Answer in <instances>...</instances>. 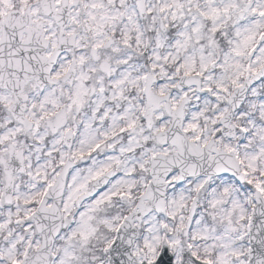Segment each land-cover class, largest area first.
Listing matches in <instances>:
<instances>
[{
  "label": "rangeland",
  "instance_id": "1",
  "mask_svg": "<svg viewBox=\"0 0 264 264\" xmlns=\"http://www.w3.org/2000/svg\"><path fill=\"white\" fill-rule=\"evenodd\" d=\"M172 1L178 3V0ZM198 2L202 17L195 26V33L190 34L186 25L193 23L197 14L189 8L188 17L181 10L180 15L185 16V22L182 24L180 17L174 18V21L177 19L179 26H184L179 32L176 30L167 35H158L153 48L155 67L153 62L152 66L159 77L165 79L158 85L163 90L169 87L173 90L180 74L197 73L203 77L204 92L198 94L194 89H188L172 97L174 100L183 96L190 98L185 110V130L190 140L206 145L217 131L219 119L229 108L228 98L232 89L252 75L264 61V42H260L264 36V0ZM246 6L249 10L244 12ZM241 13L242 18L239 17ZM172 35L175 38L173 42ZM164 36L168 40L165 45ZM144 48L145 45L142 50ZM252 49L256 55L250 58ZM150 58L152 60V56ZM211 62H217L216 68L213 72H207ZM136 100L142 110L140 96L133 98L131 108L136 106ZM155 113L158 115L155 116L157 123L153 128L156 141L157 135L169 127L166 125L169 118L164 111ZM119 116L118 113L111 116V123L105 129L107 137L119 130ZM92 122L94 119L79 131L84 136L81 142L83 150L104 134ZM234 123L240 132L239 138L227 141L220 136L218 143L225 150L236 152L246 180L239 184L231 177L222 175L201 176L177 183V174L170 176L167 210L153 212L137 223L140 235L134 253L140 261L156 260L163 240L175 254V264H181L184 245L190 247L197 259L209 264H245V253L250 249L249 235L244 230L252 209L249 200L253 189L264 194V81L250 91ZM125 130H128L126 140L118 138L109 145L104 152L105 160H94L84 169L73 172L62 208L63 228L49 264H109L108 250L116 231L149 182L143 175L149 156L159 152L172 154L176 150L170 145H155L152 143V132L145 135L143 128ZM136 135L142 140L148 138L151 148L148 155L140 156L144 144L135 141ZM104 169H113L115 176L112 181L100 195L77 207L75 202L78 197ZM28 178L29 174L19 181L22 189L17 195L21 202L6 210L7 219H0V237L5 235L4 241L0 242V253H4L0 257V264H12V259L18 260L24 255L28 259L40 245V236L29 216L39 198L41 201L44 194L41 193L47 190L51 182L44 180L39 189L34 190ZM192 201L196 203L198 211L191 231L185 235L183 230ZM75 239L79 242L75 243ZM17 244L22 246L21 249ZM10 253L15 255L10 256Z\"/></svg>",
  "mask_w": 264,
  "mask_h": 264
},
{
  "label": "flooded vegetation",
  "instance_id": "2",
  "mask_svg": "<svg viewBox=\"0 0 264 264\" xmlns=\"http://www.w3.org/2000/svg\"><path fill=\"white\" fill-rule=\"evenodd\" d=\"M42 2L0 0V39L6 24L13 32L23 27V38L30 33L20 51L11 42L6 45L15 50L0 47V78L10 85H0V208L6 205V169L18 168L19 158L23 157L25 172L14 175L15 192L21 188L18 177L29 174V182L37 189L49 176L57 177L59 136L53 131V122L62 109H66L67 127L74 120L75 110L82 114L88 112L89 109L80 105L91 98H99L102 117L118 113L123 126L139 119L138 111L127 107L138 95L146 102L143 90L152 69L144 70L139 61L151 52L140 50L138 25L147 26L149 36L154 39L155 29L162 31L161 23L166 33L177 24H171L174 9L169 7L170 0H147L148 12L141 21L135 0H116V3L107 0V6H111L110 18L105 16L106 0H52L56 6L47 12ZM67 3L74 5L68 17ZM162 5L167 7L160 8ZM186 10L184 6V13ZM14 11L18 13L12 17L10 14ZM28 16L30 21L26 24ZM180 18L183 24L185 18ZM62 27L68 35H76V44L71 51L60 55L52 67L51 76L59 82L42 88L37 83L44 74L38 57L42 44L39 36L44 32L49 39L46 51L49 56L58 46ZM167 41L166 38L164 45ZM17 53L24 56L18 57ZM68 76L73 79L65 81ZM14 80L20 82L12 85ZM109 120L102 123L106 125ZM6 218L0 213L1 220Z\"/></svg>",
  "mask_w": 264,
  "mask_h": 264
},
{
  "label": "water",
  "instance_id": "3",
  "mask_svg": "<svg viewBox=\"0 0 264 264\" xmlns=\"http://www.w3.org/2000/svg\"><path fill=\"white\" fill-rule=\"evenodd\" d=\"M253 82L254 81L246 83V85L243 87L244 92L240 96V99H242L244 93ZM182 115H183L182 111H179L175 115V119L171 127V130L174 129L176 132V135L171 136L172 137L171 141L172 143L177 145L178 151L173 156H171L169 161L167 162H164L162 159L156 160L155 178L156 179L159 178V181L155 180L154 186H152L150 190L153 188L155 189V187H159L161 189L162 187H165L166 184L164 183V180L166 176L177 169H181L180 180L186 179L192 175H199L203 173L212 174V172L215 173L214 168L216 167V165L213 164L214 160L211 161V157H210L212 150L209 147L201 150L199 145L195 147L193 143H189L186 140L184 133L181 132ZM64 183H65V178H63V180L61 181V187L59 189L60 192L59 202L54 204V206L51 209L44 210L42 214L41 213L39 214V216L38 214L36 215V218L38 217L37 218L38 230L43 234V244L39 249V251L31 257V261L28 262L27 264L48 263L54 239L59 233L62 225L60 202L65 187ZM96 185L97 188L93 193L98 191V187L100 184H96ZM161 198L163 199V195ZM149 210L150 208L148 207L142 208L143 213H148ZM136 217H138L136 214L131 215L127 223L131 224ZM263 235H264V230L260 231L259 228L257 227V224H255V229L252 233L253 243L259 242ZM136 237H137V232L135 230L133 231L132 237L130 238L129 242L126 245L124 252L123 251L117 252V246H121V245L120 242L118 241L116 242V244L113 246L111 250L112 264H137V259L133 257L131 254L132 245ZM256 249H258V247H254L253 250ZM172 261H173V256L165 250V252L161 255L159 260L154 264H172ZM194 261L195 260L190 255H188V253H186L183 264H205L198 262L196 263Z\"/></svg>",
  "mask_w": 264,
  "mask_h": 264
},
{
  "label": "bare ground",
  "instance_id": "4",
  "mask_svg": "<svg viewBox=\"0 0 264 264\" xmlns=\"http://www.w3.org/2000/svg\"><path fill=\"white\" fill-rule=\"evenodd\" d=\"M137 141H140V139H139V138H136V142H137Z\"/></svg>",
  "mask_w": 264,
  "mask_h": 264
}]
</instances>
